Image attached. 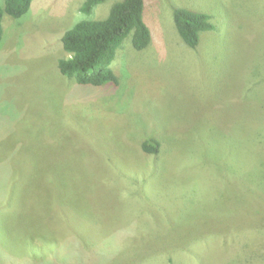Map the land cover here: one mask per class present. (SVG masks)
Here are the masks:
<instances>
[{"label": "rangeland", "instance_id": "obj_1", "mask_svg": "<svg viewBox=\"0 0 264 264\" xmlns=\"http://www.w3.org/2000/svg\"><path fill=\"white\" fill-rule=\"evenodd\" d=\"M120 1L106 0L96 18ZM80 2L33 0L21 19L5 18L0 48L19 58L8 64L51 72L47 55ZM176 7L211 17L214 31L195 49L176 33ZM144 22L151 43L124 44L115 91L0 73V107L18 113L0 122V158L19 167L0 212L16 264L64 239L96 264H264V0H146ZM149 137L157 155L142 150Z\"/></svg>", "mask_w": 264, "mask_h": 264}, {"label": "trees", "instance_id": "obj_2", "mask_svg": "<svg viewBox=\"0 0 264 264\" xmlns=\"http://www.w3.org/2000/svg\"><path fill=\"white\" fill-rule=\"evenodd\" d=\"M105 2L106 0H81L79 9L76 8L77 20L71 22L72 24L56 40L55 46L57 48L54 53L47 55V58L52 61L51 72L30 63L25 65L32 68H21L19 64L17 66L9 65L7 57L19 59L17 52L9 47H3L0 48V73L3 70L2 75H7L12 71L22 81L39 82L43 75L49 78L54 77L52 81L57 83L62 81L66 91L73 90L74 86L78 89H81L79 87L92 90L103 88V92L115 91L119 81L112 70V65L118 56V52L126 42L133 50L141 52L149 47L152 37L147 24L144 22L146 0H121L111 6L105 18L97 19L96 10ZM32 3L33 0H2L0 2V47L4 36L3 23L5 18L21 19L30 12ZM172 20L176 33L190 49H195L198 46L202 33L213 32L215 28L210 15L181 7L172 8ZM127 38L130 40L125 41ZM5 50L10 52L6 54ZM36 59L33 60V63L37 61ZM28 60L30 58L26 59L27 62ZM3 77L8 79L6 76ZM2 80L0 94L6 88V84ZM14 105H16V100H14ZM11 107L12 105L9 106V108ZM0 111L1 124L7 123V120L12 116L13 119L18 116V113L4 112L1 107ZM5 136V131L0 129V140ZM252 145L254 146L253 141ZM141 147L144 153L157 155L160 143L149 137L142 143ZM16 154L17 150L14 149L11 155L15 156ZM11 162L6 158H0V212L6 209L8 205L9 207L12 206L10 201L7 204L6 199L9 196L12 179L17 176L19 167L12 172ZM17 163L24 172L33 177L39 176L40 172L35 164L30 165L25 161H17ZM31 182L34 183V179ZM7 223L5 218H0V232L4 233L7 229L9 230L10 225ZM3 244L0 241V264H16L20 259L17 257L13 259V255H8L3 249ZM47 247L50 251L48 257L31 259L23 257L21 258L23 264H96L94 263L95 255L85 256L82 259L71 253L69 251V248L72 247L70 239L57 241L54 247L52 245ZM179 254L181 251L174 254L169 253L168 257L170 259L176 258ZM105 255H109V253L106 252ZM107 258L108 256L104 257L103 262ZM110 262L111 258L105 264H110Z\"/></svg>", "mask_w": 264, "mask_h": 264}]
</instances>
